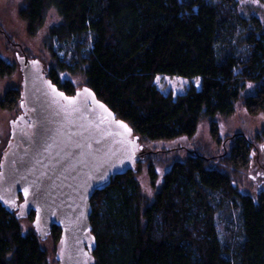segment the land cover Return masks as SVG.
I'll list each match as a JSON object with an SVG mask.
<instances>
[{"label":"trees","instance_id":"trees-1","mask_svg":"<svg viewBox=\"0 0 264 264\" xmlns=\"http://www.w3.org/2000/svg\"><path fill=\"white\" fill-rule=\"evenodd\" d=\"M239 7V0H26L20 12L36 35L51 8L58 10L48 76L68 94L76 88L61 73L82 71L86 86L144 141L194 136L211 119L221 144L216 117L232 116L239 100L249 114L264 113V23ZM16 68L0 56L1 76ZM158 74L200 83L175 96L158 87ZM20 96L10 88L2 105L16 106ZM233 137L220 160L193 153L175 161L153 200L142 192L138 171L95 191L96 264H264V193L255 199L234 184L250 168L255 144L245 133ZM148 171L157 187L155 162ZM22 219L0 203V264H51ZM52 230L59 241L62 230Z\"/></svg>","mask_w":264,"mask_h":264},{"label":"water","instance_id":"water-1","mask_svg":"<svg viewBox=\"0 0 264 264\" xmlns=\"http://www.w3.org/2000/svg\"><path fill=\"white\" fill-rule=\"evenodd\" d=\"M17 57L22 112L10 121L0 161V203L19 219L34 212L42 240L60 227L58 264H96L92 196L115 176L137 171L149 151L90 86L68 94L39 59Z\"/></svg>","mask_w":264,"mask_h":264},{"label":"rangeland","instance_id":"rangeland-1","mask_svg":"<svg viewBox=\"0 0 264 264\" xmlns=\"http://www.w3.org/2000/svg\"><path fill=\"white\" fill-rule=\"evenodd\" d=\"M240 13L245 17L256 16L264 23V3L260 0H239ZM26 0H0V56L6 61L16 64V70L9 76L0 75V159L2 150L7 146L11 138V120L21 114L20 102L21 96L17 98V105L7 103L2 105V99L10 90L21 89L22 72L18 67L17 53L27 55L28 57L39 59L45 68L54 66V57L49 49V39L53 26L61 23V16L55 8L49 11L46 23L41 27L36 35L28 33V24L23 19L20 9L24 6ZM62 80H70L75 88L86 85V75L82 71L72 74L68 71L61 73ZM155 82L164 92L170 91L175 96L185 93L190 83L198 85L200 80L181 77L179 75L170 76L168 74H158ZM254 85L248 87V92L254 90ZM222 143L218 144L211 135V119H204L199 124V129L194 136H181L172 140H156L153 142L141 140L143 149L149 152L142 159V164L138 165L137 177L141 182L142 192L148 198L153 200L158 188L163 183V177L175 161L187 159L189 154L203 153L209 157L222 159L228 154L233 146L234 133H245L255 144L253 160L250 168L234 176V184L243 193L251 194L255 199L264 193V113L249 114L246 110L243 100H239L235 113L232 116L216 117ZM256 156V158H255ZM155 162V169L158 171L157 187H154L150 180L149 165ZM259 167V168H258ZM33 218H23L24 230L34 229ZM44 247L49 252L51 264H58L56 260L57 247L59 241L52 234L42 240Z\"/></svg>","mask_w":264,"mask_h":264},{"label":"flooded vegetation","instance_id":"flooded-vegetation-1","mask_svg":"<svg viewBox=\"0 0 264 264\" xmlns=\"http://www.w3.org/2000/svg\"><path fill=\"white\" fill-rule=\"evenodd\" d=\"M10 133H11V132H10ZM0 144H1V139H0ZM0 146H1V145H0ZM7 146H8V143H7ZM7 146L5 147V149L7 148ZM5 149L2 150V154H3V151H4ZM2 154H1V156H3ZM1 159H2V158H1ZM1 159H0V161H1ZM258 168H259V167H258Z\"/></svg>","mask_w":264,"mask_h":264}]
</instances>
